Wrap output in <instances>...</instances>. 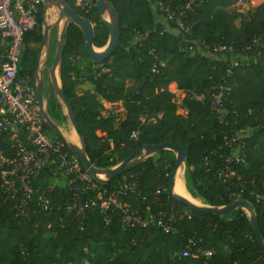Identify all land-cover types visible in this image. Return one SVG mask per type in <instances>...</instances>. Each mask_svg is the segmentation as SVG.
Returning a JSON list of instances; mask_svg holds the SVG:
<instances>
[{"label": "trees", "instance_id": "trees-1", "mask_svg": "<svg viewBox=\"0 0 264 264\" xmlns=\"http://www.w3.org/2000/svg\"><path fill=\"white\" fill-rule=\"evenodd\" d=\"M110 1L120 16V45L113 56L101 64L94 63L84 48L83 33L74 25L69 28L63 54L64 92L73 106L91 160L96 166L107 167L126 159L145 143L170 141L184 145L188 149L186 180L191 194L211 205L228 204L237 196L248 198L264 238V202L254 199L260 190L259 181L264 178V1L239 24L228 8L240 0ZM189 1H193V11L185 23L192 26V35L169 21L160 5L179 11ZM70 5L96 24L94 42L103 45L108 29L99 22L97 7L86 14L72 2ZM41 21L42 13L37 26L25 34L19 64L21 73L32 76L42 42ZM137 31L147 36L142 44ZM202 41L209 48L203 47ZM215 43H233L238 59L248 62L236 67L230 79L234 91L226 126L218 122L208 100L201 102L193 96L194 92L205 91L210 76L218 79L228 64L222 55L212 51ZM84 57L93 66L88 75L93 87L77 95ZM104 66H108L107 70L102 69ZM95 70L100 74L96 76ZM72 71L76 76L71 75ZM127 80L134 83L125 90ZM172 81L186 91V115L177 113L174 94L169 90ZM101 98L108 102L124 100L126 117L118 125L114 114L100 117ZM50 113L60 118L53 96ZM145 113H162V117L156 123L141 125L139 119ZM138 127L139 136L132 139L130 133ZM234 130L241 134L239 142L246 143V163L236 166L241 181L223 183L216 176L223 164L220 155L228 153L223 136ZM0 149L8 152L1 138ZM174 163V153L164 150L126 173L141 171L144 191L161 188L164 199L191 212L178 221L177 232L166 233L154 225L127 230L118 215H112L107 224L99 211L76 217L68 209L67 188L57 184L49 194L53 204L49 213L34 207L28 216H16L11 204L0 206V264H255L257 255H264V251L246 213L242 209L224 216L196 213L176 201L169 194ZM121 177L105 185L113 187ZM52 183V172L47 167L36 187L42 192ZM189 237L209 251L208 259L171 257L174 251L184 249ZM224 248L226 253L222 252Z\"/></svg>", "mask_w": 264, "mask_h": 264}, {"label": "built area", "instance_id": "built-area-1", "mask_svg": "<svg viewBox=\"0 0 264 264\" xmlns=\"http://www.w3.org/2000/svg\"><path fill=\"white\" fill-rule=\"evenodd\" d=\"M67 1L86 14H90L97 7L96 0ZM192 2L186 3L179 11L160 3L167 19L188 35L193 34V29L185 23V19L193 11ZM42 12L40 0H0V138L8 150L6 153L0 149V206L11 204L16 216H28L34 207L49 213L53 210L49 194L55 185L63 184L70 196L68 209L76 217L99 211L107 224L112 215H118L127 230L154 225L166 233L177 232L178 221L191 215L188 209L181 210L174 203H169L162 197L161 188L144 191L141 171L138 170L122 174L113 187L99 183L80 159L67 148L64 141L45 125L34 78L28 72L19 71L24 36L37 26ZM136 35L141 44L142 40L147 39L146 34L139 31ZM257 40L255 39V43ZM201 45L209 48L204 41ZM211 49L228 60V64L218 79L210 76V84L205 91L194 92L193 96L201 102L208 100L209 109L216 115L218 122L226 126L229 124L230 97L234 91V84L230 79L236 67L248 65V62L238 59L233 43H215ZM83 74L81 77L87 78V74ZM94 74L97 76L100 72L95 70ZM71 75L74 77L76 73L72 71ZM169 90L174 94L173 101L178 104L175 100L178 97L181 99L180 105L183 106L186 91L179 88L178 84L174 90ZM161 117L162 113H145L139 121L141 125L156 123ZM139 133L140 128H135L130 137L137 139ZM240 138L241 134L237 130L232 134L224 133L223 146L228 149V153L220 155L223 164L216 171L217 178L223 183H230L233 179L242 180L236 166L246 163L243 152L246 143L239 142ZM47 167L52 172L53 183L40 192L36 182ZM259 185L260 190L254 199L257 203H262L264 178L259 181ZM171 257L208 259L210 253L198 246L193 237H189L184 249L174 251ZM229 264L240 263L234 261ZM255 264H264L263 254L257 255Z\"/></svg>", "mask_w": 264, "mask_h": 264}, {"label": "water", "instance_id": "water-1", "mask_svg": "<svg viewBox=\"0 0 264 264\" xmlns=\"http://www.w3.org/2000/svg\"><path fill=\"white\" fill-rule=\"evenodd\" d=\"M43 6L40 44L35 63L34 85L40 102V112L45 125L53 134L61 138L67 148L75 154L91 176L105 185L154 155L170 150L175 155V163L170 174L169 194L190 210L202 214L224 216L236 209H242L248 216L256 240L264 251L257 213L253 203L244 196L232 198L228 204L211 205L194 197L187 187L186 169L188 149L170 141L163 143H145L142 147L113 165L96 166L91 160L85 144V138L80 131L73 106L64 92L63 54L68 39L69 28L74 25L84 35V48L89 58L96 64L110 59L120 45V16L110 0H96L99 22L108 29V37L103 45H96V24L78 13L67 0H40ZM54 98L60 118L50 113V100ZM177 178L182 179L189 196L199 201H193L175 190Z\"/></svg>", "mask_w": 264, "mask_h": 264}, {"label": "rangeland", "instance_id": "rangeland-1", "mask_svg": "<svg viewBox=\"0 0 264 264\" xmlns=\"http://www.w3.org/2000/svg\"><path fill=\"white\" fill-rule=\"evenodd\" d=\"M262 2H263L262 0H240L239 2L234 4L233 6L229 7L228 11L236 16L235 22H236V24H239L241 18H248L249 15L251 14V12L254 11L256 9V7H258V5H260ZM165 24H166V27L169 26V24L167 22H165ZM23 48H24V45H23ZM80 67L81 68L79 71L78 79L82 80V83L76 85L77 95H82L85 90H87L90 87H93V83L88 78V75L91 73L92 67H93L91 65V62L89 61V59L84 57L80 62ZM107 68H108V66H104L102 69L107 70ZM83 73L87 74V78L81 77V76H84ZM133 83H134L133 80H127L125 82V90L129 89ZM174 88L175 87H173L172 90H174ZM175 100L178 103L177 104V113H184L185 108L183 106H181L179 103V100H181V99H179L178 97L177 98L175 97ZM123 102H124V100H119L117 103H114L110 107L102 105L101 109L99 110L100 117H106L110 114H114L117 120L118 119L123 120L125 115H126L124 112H122L120 110ZM119 121L118 122L116 121V125H118ZM175 190L178 193H180L184 196H187L189 199H191L193 201L198 202L200 200L201 202L205 203V201L201 198H198L199 200L196 198L195 199L191 198L189 196V194L187 193V191L185 190L183 181L180 178H177ZM226 249L227 248H224V250H222V252L226 253L227 252ZM87 264H89V263H87Z\"/></svg>", "mask_w": 264, "mask_h": 264}, {"label": "crops", "instance_id": "crops-1", "mask_svg": "<svg viewBox=\"0 0 264 264\" xmlns=\"http://www.w3.org/2000/svg\"><path fill=\"white\" fill-rule=\"evenodd\" d=\"M264 1V0H263ZM175 86H177V82H175V81H172L171 82V84H170V86H169V88L170 89H172L173 87H175ZM92 87H90V88H88V89H91ZM118 102V101H117ZM117 102H108V101H106V100H104L103 98H101V103H102V105H104V106H112L114 103H117ZM120 110L122 111V112H124L125 114H126V109H125V107H124V104H122V106H121V108H120ZM188 113V110L187 109H185V112L183 113L184 115H186ZM125 117H126V115H125ZM124 117V118H125ZM120 119H116V121L118 122ZM120 121H122V120H120ZM119 121V122H120ZM98 133L99 134H103V133H101L100 131H98Z\"/></svg>", "mask_w": 264, "mask_h": 264}, {"label": "flooded vegetation", "instance_id": "flooded-vegetation-1", "mask_svg": "<svg viewBox=\"0 0 264 264\" xmlns=\"http://www.w3.org/2000/svg\"><path fill=\"white\" fill-rule=\"evenodd\" d=\"M35 70V69H34Z\"/></svg>", "mask_w": 264, "mask_h": 264}]
</instances>
